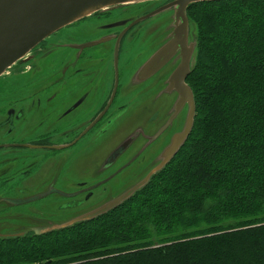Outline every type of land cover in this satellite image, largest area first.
<instances>
[{
    "label": "trees",
    "instance_id": "obj_1",
    "mask_svg": "<svg viewBox=\"0 0 264 264\" xmlns=\"http://www.w3.org/2000/svg\"><path fill=\"white\" fill-rule=\"evenodd\" d=\"M186 14L195 116L184 144L112 211L0 238V264H264V0Z\"/></svg>",
    "mask_w": 264,
    "mask_h": 264
},
{
    "label": "flooded vegetation",
    "instance_id": "obj_2",
    "mask_svg": "<svg viewBox=\"0 0 264 264\" xmlns=\"http://www.w3.org/2000/svg\"><path fill=\"white\" fill-rule=\"evenodd\" d=\"M169 2L166 0L142 15L113 21H105V17L117 9L95 12L49 35L0 77V205L14 210L56 200V213H73L70 220L122 193L114 194L109 184L135 162L144 164L146 169L140 173L141 178L155 166L157 156L173 134L182 129L188 110L184 102L169 124L178 94L167 88L169 77L180 62L179 52L159 68L145 67L169 40L172 11L168 10L169 34L152 51L137 48L136 38L140 28L167 11L138 19ZM89 19L96 24L91 38L79 41V34H69ZM126 37L130 38L129 44ZM57 52L60 57L55 61L53 76L47 79L48 70H43L41 62ZM53 63L54 59L50 64ZM27 74L30 80H16ZM151 86V98L135 110L134 101ZM162 100L167 102L165 108L158 106ZM130 112L135 115L130 130L100 157L97 152L101 149L96 146ZM149 125H154L152 131L147 128ZM125 141H129L127 146L114 153ZM94 144L97 145L93 152H84ZM154 147L156 153L147 161L145 155L150 149L155 151ZM79 155H84V159L77 165L76 160L82 158ZM75 163L77 167L72 168ZM31 211H18L23 221L32 223L31 228L26 225L0 234L21 233L15 237L19 238L43 233L46 214L36 208Z\"/></svg>",
    "mask_w": 264,
    "mask_h": 264
},
{
    "label": "water",
    "instance_id": "obj_3",
    "mask_svg": "<svg viewBox=\"0 0 264 264\" xmlns=\"http://www.w3.org/2000/svg\"><path fill=\"white\" fill-rule=\"evenodd\" d=\"M149 1L159 0H0V77L14 63L27 55L37 44L59 29L95 12ZM169 1L163 7L138 20L152 17L163 11H172L169 40L154 53L145 67L147 70L159 68L168 57L179 52L178 58H180V62L169 77L167 89L169 91L174 90L178 94L172 108L173 114L169 118V124L181 110L184 102L188 104L186 120L182 129L173 134L169 144L157 156L155 166L138 182L87 214L74 217L61 224L49 223V226L47 225L42 231L43 233L64 229L75 223L89 222L122 205L138 190L143 188L152 175L164 168L190 134L195 116V103L192 90L185 83V79L191 70V60L195 54L196 42L193 33L190 31L186 10L191 4L220 0ZM158 134L151 139H154ZM128 142L125 141L114 153L126 147ZM21 235V233L0 234V238L11 239Z\"/></svg>",
    "mask_w": 264,
    "mask_h": 264
},
{
    "label": "rangeland",
    "instance_id": "obj_4",
    "mask_svg": "<svg viewBox=\"0 0 264 264\" xmlns=\"http://www.w3.org/2000/svg\"><path fill=\"white\" fill-rule=\"evenodd\" d=\"M163 2H165V0L149 1V2L139 3V4L124 5V6H120L117 8H113V9H117V10L106 15L107 17H105V19H106L105 21H113L116 19L136 17L138 15H142L146 12L153 10L154 8H156L158 5L162 4ZM113 9H110V10H113ZM106 11H109V10H105V11H101V12H106ZM169 16H170L169 11L164 12V13L160 14L158 17L154 18V20H152L150 23H148L145 27L140 28V30L138 31V34H140V35L136 38V44H138L137 48H142L144 50H147V52H150L157 46V44H159L162 40H164L165 36H167L169 34ZM189 26H190V21H189ZM94 27H96L95 21L93 19H89V20L83 21L81 24H79L76 27V29L77 28H79V29H77L76 31H75V29L70 30L69 34H75V33L77 35L79 34V36H78L80 38L79 41L89 39L93 35L94 31L91 29H93ZM193 30H194V27H193ZM190 31H191V28H190ZM129 39L130 38H128V37H126V39H125V42L127 44H129ZM190 39H191V36H190ZM130 43H131V41H130ZM127 47H124V49H126ZM194 56H193V59L191 60L192 63H193L194 58H195ZM59 57L60 56H58V52L53 53L49 58H47L41 62L45 66L43 70H48L47 71V75H48L47 79H51V77L53 76V72L55 70V65H56L55 61H56V59H59ZM52 59H54V63L51 65L50 62H52ZM48 66H50L49 69H46ZM28 75L29 74H27L25 76L17 77L16 80H18V82H25L27 80H30V77H28ZM150 91L154 92L152 86H151V90L149 89L147 93H141L140 97L134 101L132 106L137 105L135 110H137V108L139 106H141V104H143L144 102L149 101V99L151 98ZM80 93H81V90L79 92H77V94H80ZM136 102H138V104H136ZM166 103L167 102L162 100V101H160L158 106L165 108ZM134 116L135 115H133L131 112L129 114H127L123 123H121L118 127H116L110 133V135L108 137L104 138L103 142L99 143L98 145L94 144L92 148L90 147V150L86 149L84 152H88V151L93 152V149L97 145L96 148L101 149L97 153H100V157H104L106 155V153L123 136H125L128 133V131L131 128ZM153 127H154V125L147 126V128L151 129V131L153 130L152 129ZM163 141L166 142L167 137L165 139H163ZM160 146H161V144L156 146L157 150L159 149ZM156 147H154L155 151L150 149L146 153L145 156H146L147 161L149 159H151V157L156 153ZM83 156L84 155H81V156L79 155V157L80 158L82 157V158L76 160L77 165L79 164V162H81L82 159H84ZM75 165H76V163L72 166V168ZM77 165H76V167H77ZM76 167L74 168L75 170H76ZM144 172H146V169L144 168V164L138 165V163L135 162L130 168L124 170L121 174H119L114 180H112L110 182L109 189L111 191H113L114 194H118V193L124 191L125 188H128L130 184L134 183L139 178H141L140 173L143 174ZM69 175H71L70 172H69ZM57 203H59V201L47 199V200L40 202V203H37L33 206L22 207L21 209H14V210L9 209V208L5 207L4 205H0V233L13 232V231H17L18 229L25 228L26 225L28 226L29 221H27V220L23 221L22 220L23 217L18 216V213H19L18 211L24 212V211H27L28 208H29L30 212H32L31 211L32 208H36L37 210H41L42 212H44L46 214V217H47L46 218V225H48L51 221L55 222V224H61V222L68 220L69 218H71L73 216V213H56ZM31 225H32V223H30V225H29L30 228H31ZM35 234H37V233H35Z\"/></svg>",
    "mask_w": 264,
    "mask_h": 264
},
{
    "label": "bare ground",
    "instance_id": "obj_5",
    "mask_svg": "<svg viewBox=\"0 0 264 264\" xmlns=\"http://www.w3.org/2000/svg\"><path fill=\"white\" fill-rule=\"evenodd\" d=\"M28 55V54H27ZM5 74V73H4ZM4 74L2 76H4Z\"/></svg>",
    "mask_w": 264,
    "mask_h": 264
}]
</instances>
